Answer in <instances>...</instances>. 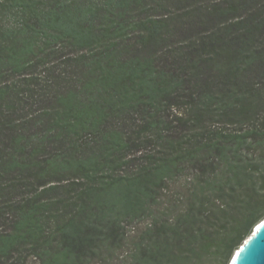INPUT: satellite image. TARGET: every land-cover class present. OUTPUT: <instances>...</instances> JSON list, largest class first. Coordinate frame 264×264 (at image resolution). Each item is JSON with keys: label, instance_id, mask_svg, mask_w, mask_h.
Returning <instances> with one entry per match:
<instances>
[{"label": "trees", "instance_id": "1", "mask_svg": "<svg viewBox=\"0 0 264 264\" xmlns=\"http://www.w3.org/2000/svg\"><path fill=\"white\" fill-rule=\"evenodd\" d=\"M263 217L264 0H0V264H228Z\"/></svg>", "mask_w": 264, "mask_h": 264}, {"label": "water", "instance_id": "2", "mask_svg": "<svg viewBox=\"0 0 264 264\" xmlns=\"http://www.w3.org/2000/svg\"><path fill=\"white\" fill-rule=\"evenodd\" d=\"M228 264H264V217L234 251Z\"/></svg>", "mask_w": 264, "mask_h": 264}, {"label": "rangeland", "instance_id": "3", "mask_svg": "<svg viewBox=\"0 0 264 264\" xmlns=\"http://www.w3.org/2000/svg\"><path fill=\"white\" fill-rule=\"evenodd\" d=\"M144 222L135 223V230L141 228ZM136 232V231H135ZM28 264H35L33 261H30Z\"/></svg>", "mask_w": 264, "mask_h": 264}]
</instances>
